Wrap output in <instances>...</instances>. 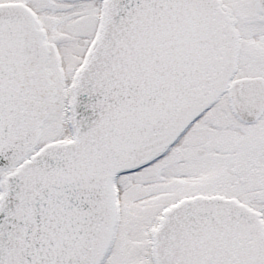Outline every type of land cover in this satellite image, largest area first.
<instances>
[{"label":"snow or ice","instance_id":"1","mask_svg":"<svg viewBox=\"0 0 264 264\" xmlns=\"http://www.w3.org/2000/svg\"><path fill=\"white\" fill-rule=\"evenodd\" d=\"M0 264H264V0H0Z\"/></svg>","mask_w":264,"mask_h":264}]
</instances>
